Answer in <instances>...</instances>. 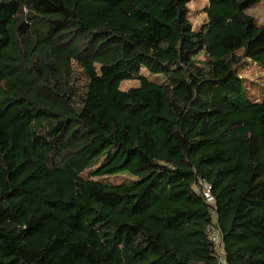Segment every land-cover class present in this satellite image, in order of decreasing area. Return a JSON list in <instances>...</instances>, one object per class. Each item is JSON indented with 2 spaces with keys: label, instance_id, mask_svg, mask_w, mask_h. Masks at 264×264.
Instances as JSON below:
<instances>
[{
  "label": "trees",
  "instance_id": "1",
  "mask_svg": "<svg viewBox=\"0 0 264 264\" xmlns=\"http://www.w3.org/2000/svg\"><path fill=\"white\" fill-rule=\"evenodd\" d=\"M192 1L0 0V264H217L199 178L229 263L264 264L261 0L198 31Z\"/></svg>",
  "mask_w": 264,
  "mask_h": 264
},
{
  "label": "rangeland",
  "instance_id": "2",
  "mask_svg": "<svg viewBox=\"0 0 264 264\" xmlns=\"http://www.w3.org/2000/svg\"><path fill=\"white\" fill-rule=\"evenodd\" d=\"M207 5V0H193L189 5L190 13L189 18L192 23L193 29L198 31L206 22V15L204 8ZM16 12V5L10 4L0 8V37L6 35L5 23ZM246 13L256 19L258 26L264 25V0L255 4L253 7L246 10ZM76 83L80 86V90L86 82L85 76L78 68H75ZM239 74L244 78L245 88L253 100L262 99L264 97V68H261L253 63L243 65L240 68ZM151 77V76H150ZM152 78V77H151ZM138 82H125L122 88L127 90L131 87L137 86ZM128 181L126 175L113 178L111 181L120 183Z\"/></svg>",
  "mask_w": 264,
  "mask_h": 264
},
{
  "label": "built area",
  "instance_id": "3",
  "mask_svg": "<svg viewBox=\"0 0 264 264\" xmlns=\"http://www.w3.org/2000/svg\"><path fill=\"white\" fill-rule=\"evenodd\" d=\"M193 192L209 206L211 222L207 227L208 239L212 244L217 264H230L224 242V237L218 223L216 200L212 186L203 179H197L193 184Z\"/></svg>",
  "mask_w": 264,
  "mask_h": 264
}]
</instances>
